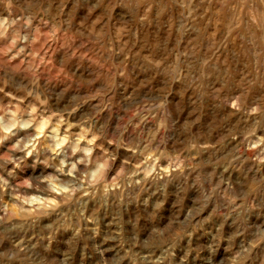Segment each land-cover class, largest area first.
I'll use <instances>...</instances> for the list:
<instances>
[{"label": "rangeland", "instance_id": "obj_1", "mask_svg": "<svg viewBox=\"0 0 264 264\" xmlns=\"http://www.w3.org/2000/svg\"><path fill=\"white\" fill-rule=\"evenodd\" d=\"M109 1L112 2V5H105ZM158 1L159 0H140L141 3L139 2V4L145 11L144 15L135 11L131 12V14L127 12V4L124 3L130 2V0H105V4L103 5L99 4L98 0H63V2L62 0H10V2L9 0H0V17L6 15L5 17L8 16L7 18L11 20L12 17L13 19H19L33 16V24L37 22L36 24L38 25H32L31 30L33 37L30 38H34L33 34H35V43L32 44V48L31 46L26 48V50L29 49V52L27 50L26 53H33V55L18 57L16 60H13L15 63L11 61V65H0V74L2 73L0 75V108L6 110L10 106H17L18 104L19 107L22 105L23 108L20 107V109H23L25 112L32 106H37L38 112L40 115L43 114L42 116L62 114L65 112L74 113L73 118L70 119V124L74 125V127L70 130H72L73 133H78L81 131V125L83 127H92V132L101 137V139L97 141V144L102 145L109 153L116 157L115 161L112 162V171L108 174L109 180L115 176V171L124 165L125 160H131L132 164L136 163L135 153L131 149L135 145H140L142 147L149 139L152 141V147L158 148L166 156L179 157L181 160L185 161V163L190 162V166L185 171L184 177L182 179L170 181L166 186L161 188L160 192H157L158 185L149 183L144 186L143 190L140 188H128L122 195L112 192L105 195L101 189L96 192L95 195L83 197L81 203L72 208V211L76 213V217H73V219L79 227L76 233H73L71 229H67V232L71 233L76 238L70 240L67 246L62 244L57 245L59 247H68L71 249L70 253H65V264H96V261L100 259L99 251L102 246L111 249V251L105 253L106 258L110 257L109 264H129L128 261L122 262L120 256L123 255L124 249L127 248L124 241L133 240L136 237L144 241L145 247L143 252H141L139 247H136L135 251L140 255H146L147 249L154 246L152 239L146 236L151 225L166 227L174 225L178 221H184L187 209L191 207L192 204L189 199L190 190L187 185L197 180L196 171L193 169L208 171L210 170L208 167L210 161L229 157L237 147V140H232L230 134L234 131L243 130L246 125L251 123L245 111L236 112L230 107L231 100L237 96H241L240 98L246 107L253 104L264 105V61H262L264 60V50H262L264 49V37H262L264 36L262 35L264 34V30L257 29L250 24L248 17H245L244 14L247 10L246 6L240 8L238 7V0H227L228 16L224 20H221L220 18L218 19L215 13L217 8H214V0H212L211 4L209 2L211 0H199L200 5H198L201 9L196 5L194 2L195 0H191V3H189L190 5L188 4L189 0H181L182 3L180 0H168L167 4H164L166 0H161L159 1L160 3ZM162 4L165 7L162 6ZM155 7H158V9ZM198 9L200 12H198ZM11 12L14 14H11ZM154 18L158 21V26L156 25V28L153 27L155 26L153 21ZM232 19L236 21L234 22ZM140 20H146L145 22L149 27L148 32H142L141 34L139 30ZM192 20H194V22ZM63 21L65 23H63ZM67 22L68 25H66ZM201 25L203 26L201 27ZM211 26L217 33L212 31L213 29H211ZM37 27L40 29L36 33ZM54 28L56 30L55 37L52 35ZM94 28L96 31H94ZM159 28V35L157 36L156 29L159 30ZM165 29H169V34L167 33L169 37L164 41V35L162 34L161 36V33ZM131 30L133 31L132 33H130ZM221 31H223V33ZM38 33L39 35H37ZM45 33L48 36L43 35ZM92 33L94 34L92 35ZM95 33L99 35L97 36ZM212 33V44H208L207 46L204 39L211 37ZM194 35L196 37H194ZM59 36H63V40H61ZM217 36H219V39ZM243 37L244 39L241 40ZM253 37L254 40H251ZM72 38L74 40H72ZM200 38L201 41H199ZM40 39L46 41L43 40V43ZM55 40H57V42ZM238 40L241 41L239 42ZM78 42L81 43L78 44ZM48 44L50 48L44 49L45 45L47 46ZM64 44H66V49H63ZM82 44H84V46ZM88 44L90 47H86ZM95 44L97 45L95 46ZM199 44L200 48L197 47ZM169 45L171 47H168ZM68 46H71V49ZM117 47L119 49H117ZM244 47L245 54L243 51ZM88 48H90L91 51ZM213 48L215 51H212L214 50ZM57 49L67 51V57L61 59L56 54L54 55L53 52ZM90 54L92 56H90ZM148 54L151 58H149ZM79 55H81V60H85L89 64L92 62V66L96 68L101 67L100 69L102 71H110V75L112 76H110V80L104 81L105 79L102 76L94 78L88 73L87 67L80 63L76 64L70 61V57L80 60ZM215 56L216 58H214ZM244 56L247 58L245 59ZM89 57H95L93 60L95 59L98 62L95 63L96 61H93ZM87 58L89 59L87 60ZM109 58H111L112 61ZM163 58L165 60H163ZM220 58L222 60H220ZM48 59H50V61ZM21 60H23V62ZM24 60H28V62ZM51 60L53 62H51ZM149 60L151 62L154 60L155 63H153L154 61L151 63ZM156 60H158L157 63ZM17 61H21L20 65L16 63ZM218 62L219 66H216L215 64H218ZM96 64L100 65L96 66ZM29 65L31 67H29ZM14 66L15 70L18 69L21 73L16 79L7 73L9 71L8 69H13ZM33 66L35 70H33ZM226 68L228 72L225 71ZM38 70L40 73L44 72V75L39 76L40 73ZM121 70L124 73L121 72ZM177 73H180L179 78H177ZM121 75L122 77L120 78ZM85 76L86 78H84ZM31 77L34 79L32 80ZM40 77L43 81L47 77L45 81L48 80V88L44 86ZM52 78H54V80H52ZM166 79L169 82L166 83ZM176 79L179 81H176ZM225 79H227V81ZM34 81L35 83H33ZM126 81L128 82L126 83ZM244 83L246 85H244ZM102 85L107 86L104 87ZM44 87L45 89H43ZM62 88L64 90H62ZM242 88L244 89L242 90ZM215 89L219 94L215 92ZM8 90L12 94H8L9 92L6 93ZM245 92L246 94H244ZM30 100L33 102H29ZM100 100H102V102H100ZM161 100L166 101V107L159 113L150 114L149 110ZM226 100L227 102H225ZM25 103L27 104L25 105ZM73 109L77 111L75 110L73 112ZM137 112L140 114L133 115V113ZM146 116L148 118L144 119ZM43 139L44 138H41V140ZM237 139L242 140L243 137L239 136ZM109 141H112V144L109 143ZM14 143L15 141H13L12 137L0 143V165L3 167V162H6L4 158L9 155L8 151L5 149L6 147H12ZM193 145H195V147H193ZM37 146V151L33 152L32 156H24V158L18 161L19 164L17 162L19 167L15 164L16 167L14 166V168L11 169V171H14L15 178H13L15 183H20L25 179H31L35 182V180H37L36 178L43 173V175H46L55 171L54 168L57 164V160L53 159L51 155L43 154L45 147L42 143ZM94 154L102 155L103 153L101 154L100 148H97ZM36 155L38 156L39 165L35 166L33 162L35 161ZM79 155L80 154H78V156ZM162 163H164V161H162ZM20 164L22 165L20 166ZM41 166L47 168L46 172L39 173V168ZM2 168H0V170H2ZM125 170H128L127 167ZM220 171H223V169H220ZM145 201H148V203L145 204ZM159 201H167L163 209L157 207ZM79 216H83L85 219H77ZM45 219L48 218L45 217ZM162 221H166V223H162ZM191 231L192 235L183 238L180 243L174 247L172 264H175V257L177 255L185 256L188 260V264H197L212 245L221 249L225 257H231L233 252L241 246V240L244 241L245 247H251V253L247 257L245 264H261V261H264V240L257 242L254 235L251 233L247 234L246 239L243 237L236 239L234 245L229 247L226 238L227 228L225 229V235L219 237V240H213L209 235V233L214 234L218 231L216 221L195 225ZM64 233L65 229H60L58 235L61 239ZM189 241H191L190 244L188 243ZM85 249H87V251H85ZM117 253L120 255L118 256ZM156 255L159 256L160 252L157 251ZM131 264H137V262L133 261ZM164 264H169V262L165 260Z\"/></svg>", "mask_w": 264, "mask_h": 264}, {"label": "clouds", "instance_id": "obj_2", "mask_svg": "<svg viewBox=\"0 0 264 264\" xmlns=\"http://www.w3.org/2000/svg\"><path fill=\"white\" fill-rule=\"evenodd\" d=\"M98 3L103 4L104 0H98ZM245 6L247 10L244 14L250 24L264 30V0H238V7ZM33 19V16L11 20L0 17V65L10 64L21 56L33 55L26 53V48L35 43V38H30ZM55 34L54 28L52 35ZM179 77L180 73H177ZM165 106V101L161 100L149 113H159ZM230 107L236 112L245 111L251 121L243 130L230 134L232 140H237L236 149L229 157L210 161L208 171L193 169L197 180L187 185L192 204L184 221L166 227L151 225L146 236L152 239L154 246L147 249L146 255L135 251L136 247L144 251L145 243L139 237L124 241L127 248L120 256L122 262L164 264L167 260L172 264L174 247L183 238L192 235L191 229L195 225L204 222H217L218 231L209 233L213 240L224 236L227 228L229 247L236 239H246L249 233L257 242L264 240V105L246 107L237 96L231 100ZM0 113V143L15 136L17 130L33 129V134L27 139L16 140L12 151L30 157L37 151V144L42 143L57 160L55 171L42 174L35 182L25 179L14 183L9 179L14 176V171L7 172L9 178L0 172V264H65V253H70L71 249L57 245L67 246L70 240L76 238L67 229L76 233L79 225L73 219L76 213L72 208L81 203L83 197L95 195L101 189L105 195L109 192L122 195L128 188L143 190L149 183L158 185L157 192H160L170 181L182 179L190 166V162L168 157L158 148H153L149 139L142 147L135 145L131 149L136 163L125 160L109 180L108 174L116 157L97 144L101 137L93 133L91 127L81 126V131L73 137L68 130L74 125L68 124L61 135L60 127L67 123L63 117L53 124L55 114L41 116L36 106L27 111V119L23 118L25 111L19 106H10L7 110L0 108ZM239 136L243 139L238 140ZM97 148L102 155L94 156ZM4 159L19 166L10 155ZM166 202L159 201L157 207L163 209ZM60 229H65L62 239L58 235ZM108 251L111 249L102 246L96 264H109L110 257H105ZM250 253L251 247H245L243 240L231 257H225L221 249L212 245L197 264H245ZM175 264H188V260L183 255H177Z\"/></svg>", "mask_w": 264, "mask_h": 264}, {"label": "bare ground", "instance_id": "obj_3", "mask_svg": "<svg viewBox=\"0 0 264 264\" xmlns=\"http://www.w3.org/2000/svg\"><path fill=\"white\" fill-rule=\"evenodd\" d=\"M105 1V0H104ZM113 1V0H112ZM126 1V0H125ZM159 1H161V0H159ZM158 1V2H159ZM163 1V0H162ZM207 1V0H206ZM215 2H214V8L216 9L217 8V10H216V15H217V17H218V19L220 18L221 20L223 19H225L227 16H228V9H227V0H223V2H222V0H214ZM124 2V1H123ZM139 2H140V0H130V2H125L124 4H127V12L129 13V14H131V12H133V11H135V12H139V13H141V14H144V9L140 6V4H139ZM152 2V1H151ZM167 2H168V0H166V3H165V1H164V4H167ZM173 2V1H172ZM180 2H181V0H180ZM179 2V3H180ZM188 2V1H187ZM195 3H196V5H198L199 4V0H195L194 1ZM202 2V1H201ZM204 2V1H203ZM210 2V4L212 3V0L211 1H209ZM234 2V1H233ZM238 2V1H237ZM122 3V2H121ZM141 3V2H140ZM147 3H148V1H147ZM160 3V2H159ZM182 3V2H181ZM205 3V2H204ZM236 3V2H235ZM103 4H105V3H103ZM102 4V5H103ZM146 4V3H145ZM144 4V5H145ZM151 4V3H150ZM152 4H153V2H152ZM188 4H189V2H188ZM206 4V3H205ZM105 5H107V6H111L112 5V2H108L107 4H105ZM119 5V4H118ZM185 5V4H184ZM187 5V4H186ZM190 5V4H189ZM192 5V4H191ZM200 5V4H199ZM199 5H198V7H199ZM202 5V4H201ZM234 5V4H233ZM86 6H87V4H86ZM143 6V5H142ZM145 6H147V5H145ZM162 6H164L163 4H162ZM161 6V7H162ZM232 6V5H231ZM124 7H126V6H124ZM165 7V6H164ZM172 7V6H171ZM192 7V6H191ZM194 7V6H193ZM203 7V6H202ZM229 7V6H228ZM232 7H234V6H232ZM112 8V7H111ZM154 8V7H153ZM155 8H157L158 9V7H155ZM175 8V7H174ZM189 8H190V6H189ZM196 8V7H195ZM200 8V7H199ZM206 8V7H205ZM107 9V8H106ZM126 9V8H125ZM147 9H149V8H147ZM160 9V8H159ZM164 9H166V8H164ZM176 9V8H175ZM191 9H193V8H191ZM201 9V8H200ZM11 10V9H10ZM12 10H14V9H12ZM78 10V9H77ZM111 10V9H110ZM122 10V9H121ZM154 10V9H153ZM162 10V9H161ZM170 10H172V9H170ZM199 10V9H198ZM232 10V9H231ZM230 10V11H231ZM234 10V9H233ZM239 10V9H238ZM80 11V10H79ZM119 11H120V9H119ZM169 11V10H168ZM180 11V10H179ZM192 11V10H191ZM196 11H197V8H196ZM229 11V12H230ZM236 11V10H235ZM77 12V11H76ZM82 12H83V10H82ZM111 12H112V10H111ZM114 12V11H113ZM116 12H118V11H116ZM121 12V11H120ZM120 12H118V13H120ZM160 12V11H159ZM172 12V11H171ZM198 12H200V10L198 11ZM202 12V11H201ZM241 12V11H240ZM1 13V12H0ZM7 13V12H6ZM177 13H179V12H177ZM206 13H207V11H206ZM11 14H14L13 12H11ZM87 14V13H86ZM138 14V13H137ZM147 14H148V12H147ZM164 14V13H163ZM172 14V13H171ZM181 14V13H180ZM192 14V13H191ZM202 14V13H201ZM230 14V13H229ZM242 14V13H241ZM5 15V14H4ZM59 15V14H58ZM78 15V14H77ZM123 15H125V14H123ZM145 15V14H144ZM167 15V14H166ZM209 15V14H208ZM235 15V14H234ZM244 15V14H243ZM2 16H3V14H2ZM6 16V15H5ZM4 16V17H5ZM75 16V15H74ZM91 16V15H90ZM104 16V15H103ZM120 16V15H119ZM161 16V15H160ZM172 16V15H171ZM187 16V15H186ZM190 16V15H189ZM195 16H196V14H195ZM200 16H202V15H200ZM210 16V15H209ZM208 16V17H209ZM213 16V15H212ZM8 17V16H7ZM57 17V16H56ZM123 17V16H122ZM126 17V16H125ZM158 17V16H157ZM191 17V16H190ZM199 17V16H198ZM211 17V16H210ZM245 17H246V15H245ZM10 18H11V16H10ZM38 18V17H37ZM134 18V17H133ZM159 18H161V17H159ZM179 18V17H178ZM214 18H215V16H214ZM244 18V17H243ZM12 19H13V17H12ZM60 19H62V18H60ZM70 19V18H69ZM177 19V18H176ZM193 19V18H192ZM196 19V18H195ZM206 19V18H205ZM217 19V18H216ZM64 20V19H63ZM83 20V19H82ZM123 20V19H122ZM125 20V19H124ZM167 20V19H166ZM173 20V19H172ZM214 20V19H213ZM231 20V19H230ZM62 21V20H61ZM65 21H67V20H65ZM141 21V20H140ZM146 20H143V21H141L140 22V26H139V30L141 31V34H142V32H148L149 31V27H148V25L146 24V22H145ZM153 21H154V25L155 26H153V27H157L158 26V21H157V19L156 18H154L153 19ZM165 21V20H164ZM193 22H194V20H192ZM191 21V22H192ZM208 21H210V20H208ZM228 21V20H227ZM232 21H234V19H232ZM236 21V20H235ZM234 21V22H235ZM244 21V20H243ZM72 22V21H71ZM70 22V23H71ZM166 22V21H165ZM169 22H171V21H169ZM176 22V21H175ZM199 22V21H198ZM226 22V21H225ZM37 22H35V24H36ZM63 23H65L64 21H63ZM102 23V22H101ZM112 23V22H111ZM118 23V22H117ZM124 23V22H123ZM148 23V22H147ZM152 23V22H151ZM197 23V22H196ZM195 23V24H196ZM204 23V22H203ZM216 23V22H215ZM229 23V22H228ZM35 24H32L33 26H35ZM73 24V23H72ZM167 24V23H166ZM193 24V23H192ZM214 24V23H213ZM37 25V24H36ZM40 25V24H39ZM66 25H68V22H67V24ZM90 25V24H89ZM93 25V24H92ZM95 25V24H94ZM117 25H119V24H117ZM122 25V24H121ZM121 25H120V27H121ZM134 25V24H133ZM157 25V26H156ZM168 25V24H167ZM173 25V24H172ZM200 25V24H199ZM38 26V25H37ZM40 26H42V25H40ZM77 26V25H76ZM91 26V25H90ZM124 26V25H123ZM192 26V25H191ZM195 26V25H194ZM203 25H201V27H202ZM204 26H207V25H204ZM209 26V25H208ZM237 26V25H236ZM235 26V27H236ZM242 26V25H241ZM95 27V26H94ZM165 27V26H164ZM188 27V26H187ZM186 27V28H187ZM197 27V26H196ZM196 27H195V29H196ZM200 27V26H199ZM238 27V26H237ZM35 28V27H34ZM96 28V27H95ZM94 28V29H95ZM134 28V27H133ZM168 28H169V26H168ZM193 28V27H192ZM204 28V27H203ZM202 28V29H203ZM210 28V27H209ZM228 28V27H227ZM247 28V27H246ZM40 29V28H39ZM39 29H38V27H37V30L39 31ZM102 29V28H101ZM117 29V28H116ZM123 29V28H122ZM152 29V28H151ZM162 29V28H161ZM170 29V28H169ZM169 29H165L162 33H161V36H162V34L164 35V41L166 40V39H168V37H169V33H168V30ZM188 29V28H187ZM187 29H186V31H187ZM199 29V28H198ZM207 29V28H206ZM211 29H213L212 31H214V32H216L215 30H214V28H212V26H211ZM217 29V28H216ZM231 29H232V27H231ZM234 29V28H233ZM32 30V29H31ZM36 30V29H35ZM35 30H34V32H35ZM36 30V33L38 32ZM129 30V29H128ZM210 30V29H209ZM244 30V29H243ZM243 30H241V31H243ZM246 30V29H245ZM44 31V30H43ZM45 31H46V29H45ZM90 31V30H89ZM94 31H96V29L94 30ZM121 31V30H120ZM125 31V30H124ZM159 31H160V28H159V30L158 29H156V35L158 36L159 34ZM175 31V30H174ZM178 31V30H177ZM199 31H201V30H199ZM232 31V30H231ZM253 31V30H252ZM260 31V30H259ZM47 32V31H46ZM51 32V31H50ZM50 32H48V33H50ZM90 32H92V31H90ZM123 32V31H122ZM128 32V31H127ZM133 31L131 30V32L130 33H132ZM204 32H205V29H204ZM209 32V31H208ZM222 33H223V31H221ZM237 32V31H236ZM235 32V33H236ZM40 33V32H39ZM39 33L37 34V35H39ZM168 33V34H167ZM174 33V32H173ZM187 33V32H186ZM217 33V32H216ZM220 33V32H219ZM89 34V33H88ZM94 33H92V35H93ZM96 34V33H95ZM119 34V33H118ZM146 34V33H145ZM191 34V33H190ZM193 34V33H192ZM230 34H232V33H230ZM256 34V33H255ZM34 35V38H35V34H33ZM43 35H46V33L45 34H43ZM84 35V34H83ZM205 35V34H204ZM253 35H254V33H253ZM261 35V34H260ZM262 35H264V34H262ZM46 36H48V35H46ZM46 36H44V37H46ZM51 36V35H50ZM118 36V35H117ZM186 36V35H185ZM189 36V35H188ZM207 36H209V35H207ZM233 36V35H232ZM231 36V37H232ZM252 36V35H251ZM33 37V36H32ZM53 37V36H52ZM55 37V36H54ZM60 37V39L61 40H63L62 39V37L63 36H59ZM88 37H90V36H88ZM194 37H196L195 35H194ZM214 37H215V35H214ZM218 37V39H219V36H217ZM216 37V38H217ZM262 37H264V36H262ZM50 38V37H49ZM65 38V37H64ZM79 38V37H78ZM77 38V39H78ZM121 38V37H120ZM128 38V37H127ZM188 38V37H187ZM191 38V37H190ZM203 38V37H202ZM256 38V37H255ZM36 39V38H35ZM66 39V38H65ZM118 39V38H117ZM122 39V38H121ZM120 39V40H121ZM136 39V38H135ZM144 39V38H143ZM159 39V38H158ZM176 39H177V37H176ZM189 39V38H188ZM192 39V38H191ZM212 39H213V33H212V35H211V37H207V38H205L204 40H205V44L208 46V44H212L211 42H212ZM217 39V40H218ZM237 39V38H236ZM242 39H244V37L243 38H241V40ZM37 40H39V39H37ZM41 40V39H40ZM44 40V39H43ZM41 40L43 43H44V41H46V40ZM47 40H49V39H47ZM71 40V39H70ZM72 40H74L73 38H72ZM129 40V39H128ZM139 40V39H138ZM179 40V39H178ZM203 40V39H202ZM226 40V39H225ZM240 40V41H241ZM251 40H254V37L251 39ZM56 42H57V40H55ZM133 41V40H132ZM140 41V40H139ZM152 41H153V39H152ZM151 41V42H152ZM185 41V40H184ZM199 41H201V38H200V40ZM229 41V40H228ZM239 41V40H238ZM239 41V42H240ZM54 42V41H53ZM67 42H69V41H67ZM71 42V41H70ZM121 42V41H120ZM130 42V41H129ZM128 42V43H129ZM179 42V41H178ZM204 42V41H203ZM214 42V41H213ZM236 42V41H235ZM234 42V43H235ZM238 42V43H239ZM247 42H248V40H247ZM262 42V41H261ZM79 43H81V42H78V44ZM102 43V42H101ZM117 43L119 44V42L117 41ZM127 43V44H128ZM153 43H155V42H153ZM157 43V42H156ZM160 43V42H159ZM169 43V42H168ZM198 43V42H197ZM257 43V42H256ZM256 43H255V45H256ZM37 44V43H36ZM47 44V43H46ZM50 44V43H49ZM45 45V48L44 49H49L50 48V45ZM123 44V43H122ZM125 44V43H124ZM126 44V45H127ZM167 44V43H166ZM229 44V43H228ZM236 44V43H235ZM246 44V43H245ZM60 45V44H59ZM66 44H64V48L63 49H66L65 46ZM72 45V44H71ZM74 45H76V44H74ZM83 46H84V44H82ZM97 44H95V46H96ZM156 45V44H155ZM158 45V44H157ZM219 45V44H218ZM240 45V44H239ZM241 45H242V43H241ZM254 45V44H253ZM252 45V46H253ZM261 45V44H260ZM259 45V46H260ZM52 46V45H51ZM83 46H81V47H83ZM103 46V45H102ZM161 46V45H160ZM163 46V45H162ZM179 46V45H178ZM178 46H177V48H178ZM211 46V45H210ZM229 46V45H228ZM248 46V45H247ZM37 47V46H36ZM40 47V46H39ZM69 47V46H68ZM71 47V46H70ZM69 47V48H70ZM74 47V46H73ZM72 47V48H73ZM86 47H90L89 46V44H88V46H86ZM86 47H85V49H86ZM93 47V46H92ZM105 47V46H104ZM125 47V46H124ZM168 47H171L170 45L168 46ZM167 47V48H168ZM174 47H175V45H174ZM198 48H200V44H199V46H197ZM211 47H213V46H211ZM233 47V46H232ZM232 47H231V49H232ZM238 47V46H237ZM249 47V46H248ZM257 47V46H256ZM31 48H32V45H31ZM55 48V47H54ZM74 48H76V47H74ZM80 48V47H79ZM97 48V47H96ZM106 48V47H105ZM121 48V47H120ZM129 48V47H128ZM163 48V47H162ZM196 48V47H195ZM208 48V47H207ZM215 48V47H214ZM213 48V49H214ZM233 48H236V47H233ZM239 48H240V46H239ZM255 48V47H254ZM71 49V48H70ZM81 49V48H80ZM89 50H90V48H88ZM117 49H119L118 47H117ZM129 49H131V48H129ZM164 49V48H163ZM170 49V48H169ZM185 49V48H184ZM197 49V48H196ZM249 49H252V48H249ZM259 49V48H258ZM28 50V52H29V49H27ZM26 50V51H27ZM69 50V49H68ZM89 50H88V52H89ZM104 50V49H103ZM233 50V49H232ZM235 50V49H234ZM245 50V47H244V49H243V51ZM248 50V49H247ZM261 50V49H260ZM262 50H264V49H262ZM91 51V50H90ZM121 51V50H120ZM136 51V50H135ZM207 51H209V50H207ZM212 51H215V49L214 50H212ZM226 51V50H225ZM237 51V50H236ZM243 51H242V53H243ZM249 51V50H248ZM31 52V51H30ZM68 52H70V51H68ZM102 52V51H101ZM161 52V51H160ZM160 52H158V53H160ZM184 52V51H183ZM189 52V51H188ZM199 52H200V50H199ZM205 52V51H204ZM255 52H256V50H255ZM40 53V52H39ZM49 53V52H48ZM54 55L56 54L57 56H59L61 59H63V58H65V57H67V55H68V53H67V51H65V50H54ZM98 53V52H97ZM110 53V52H109ZM109 53H108V55H109ZM121 53V52H120ZM157 53V54H158ZM170 53V52H169ZM207 53V52H206ZM226 53V52H225ZM235 53V52H234ZM241 53V54H242ZM251 53V52H250ZM42 54V53H41ZM52 54V53H51ZM106 54V53H105ZM144 54H146V53H144ZM151 54V53H150ZM154 54V53H153ZM156 54V53H155ZM176 54V53H175ZM213 54V53H212ZM244 54H245V51H244ZM77 55V54H76ZM163 55V54H162ZM167 55V54H166ZM165 55V56H166ZM205 55V54H204ZM216 55V54H215ZM219 55V54H218ZM239 55V54H238ZM254 55V54H253ZM252 55V56H253ZM29 56V55H28ZM80 56L81 55H79V58H80ZM90 56H92L91 54H90ZM110 56V55H109ZM115 56V55H114ZM118 56V55H117ZM120 56V55H119ZM148 56H149V54H148ZM151 56H152V54H151ZM174 56V55H173ZM223 56H225V55H223ZM235 56H236V54H235ZM246 56V55H245ZM245 56H244V58H245ZM255 56H256V54H255ZM84 57V56H83ZM86 57H87V55H86ZM146 57H147V55H146ZM146 57H145V59H146ZM154 57V56H153ZM213 57V56H212ZM227 57V56H226ZM243 57V56H242ZM254 57V56H253ZM260 57V56H259ZM31 58V57H30ZM42 58V57H41ZM46 58V57H45ZM90 58V57H89ZM89 58H87V60L89 59ZM93 58H95V57H91L90 59H92L93 60ZM148 58V57H147ZM149 58H151L150 56H149ZM214 58H216V56L214 57ZM218 58V57H217ZM243 58V59H244ZM247 58V57H246ZM245 58V59H246ZM32 59H33V57H32ZM109 59H111V58H109ZM155 59V58H154ZM156 59H157V57H156ZM230 59V58H229ZM257 59V58H256ZM255 59V60H256ZM30 60V59H29ZM49 61H50V59H48ZM95 60V59H94ZM93 60V61H94ZM124 60V59H123ZM122 60V61H123ZM161 60V59H160ZM163 60H165L164 58H163ZM214 60V59H213ZM212 60V61H213ZM215 60H217V59H215ZM220 60H222L221 58H220ZM225 60V59H224ZM231 60H233V59H231ZM261 60V59H260ZM22 62H23V60H21ZM21 61H17L16 63H19V65H20V63H21ZM25 61V60H24ZM70 61L71 62H75L76 64L77 63H80V64H82L83 66H85V67H87V70H88V73L92 76V77H94V78H96V77H99V76H102L105 80L104 81H109L110 80V71L108 72V71H102L100 68L101 67H99V68H96V67H94V66H92V62L89 64L87 61H85V60H81V58H80V60L79 59H75L74 57H70ZM96 62L95 63H97L98 61L97 60H95ZM100 61V60H99ZM111 61H112V59H111ZM131 61V60H130ZM154 61V60H153ZM152 61V62H153ZM201 61V60H200ZM236 61H238V60H236ZM262 61H264V60H262ZM12 62H14V61H12ZM25 62H28V60L27 61H25ZM30 62H34V61H30ZM38 62V61H37ZM51 62H53L52 60H51ZM66 62V61H65ZM69 62V61H68ZM103 62V61H102ZM149 62H151L150 60H149ZM151 62V63H152ZM158 62V60H156V63ZM162 62V61H161ZM216 62V61H215ZM229 62V61H228ZM228 62H226V63H228ZM257 62V61H256ZM15 63V62H14ZM39 63V62H38ZM112 63V62H111ZM110 63V64H111ZM115 63V62H114ZM113 63V64H114ZM153 63H155V61L153 62ZM224 63V62H223ZM255 63V62H254ZM12 64V63H11ZM11 64H9V65H11ZM23 64V63H22ZM21 64V65H22ZM28 64V63H27ZM32 64H34V63H32ZM79 64V65H80ZM121 64H124V63H121ZM131 64V63H130ZM147 64V63H146ZM209 64V63H208ZM214 64V63H213ZM212 64V65H213ZM222 64V63H221ZM235 64H237V63H235ZM234 64V65H235ZM18 65V66H19ZM35 65V64H34ZM38 65V64H37ZM78 65V66H79ZM94 65V64H93ZM100 65V64H99ZM98 64H96V66H99ZM134 65V64H133ZM155 65V64H154ZM211 65V66H212ZM216 66H219V62H218V64H215ZM8 66V65H7ZM13 66V65H12ZM27 66V65H26ZM25 66V67H26ZM54 66H56V65H54ZM82 66V67H83ZM102 66V65H101ZM107 66V65H106ZM112 66V65H111ZM130 66V65H129ZM153 66V65H152ZM157 66H159V65H157ZM236 66V65H235ZM5 67V66H4ZM11 67V66H10ZM23 67V66H22ZM29 67H31L30 65H29ZM57 67V66H56ZM69 67V66H68ZM72 67V66H71ZM102 67H104V66H102ZM109 67V66H108ZM107 67V68H108ZM121 67V66H120ZM138 67V66H137ZM149 67V66H148ZM154 67H156V66H154ZM232 67V66H231ZM234 67V66H233ZM28 68V67H27ZM26 68V69H27ZM77 68V67H76ZM80 68V67H79ZM111 68V67H110ZM162 68V67H161ZM166 68V67H165ZM236 68V67H235ZM38 69V68H37ZM51 69V68H50ZM60 69V68H59ZM71 69V68H70ZM82 69H84V68H82ZM154 69H156V68H154ZM158 69V68H157ZM164 69V68H163ZM202 69V68H201ZM223 69V68H222ZM240 69H242V68H240ZM9 71L7 72V73H9L10 74V76L11 77H14L15 79L18 77V76H20V71L18 70V69H16L15 70V66H14V68L13 69H8ZM21 70V69H20ZM25 70V69H24ZM33 70H35L34 69V66H33ZM58 70V69H57ZM62 70V69H61ZM74 70V69H73ZM132 70V69H131ZM162 70V69H161ZM3 71V70H2ZM45 71V70H44ZM85 71V70H84ZM119 71V70H118ZM125 71V70H124ZM156 71V70H155ZM154 71V72H155ZM168 71V70H167ZM219 71V70H218ZM225 71L226 72H228V70H227V68L225 69ZM230 71V70H229ZM243 71V70H242ZM241 71V72H242ZM29 72V71H28ZM38 72H39V70H38ZM50 72V71H49ZM81 72V71H80ZM120 72V71H119ZM121 72H123L122 70H121ZM162 72V71H161ZM25 73V72H24ZM40 73V72H39ZM44 73V72H43ZM43 73H40V75L39 76H41V75H44ZM47 73V72H46ZM78 73H79V71H78ZM81 73H83V72H81ZM124 73V72H123ZM127 73V72H126ZM156 73V72H155ZM164 73H165V71H164ZM232 73V72H231ZM236 73V72H235ZM243 73H244V71H243ZM2 74V73H1ZM0 74V75H1ZM4 74V73H3ZM9 74H7V75H9ZM27 74V73H26ZM29 74H30V72H29ZM33 74H34V71H33ZM114 74V73H113ZM112 74V75H113ZM133 74V73H132ZM157 74V73H156ZM161 74V73H160ZM25 75V74H24ZM52 75V74H51ZM58 75V74H57ZM77 75V74H76ZM86 75V74H85ZM118 75H119V73H118ZM126 75V74H125ZM164 75H166V74H164ZM238 75V74H237ZM246 75V74H245ZM244 75V76H245ZM6 76V75H5ZM22 76V75H21ZM28 76V75H27ZM90 76V77H91ZM128 76V75H127ZM224 76V75H223ZM43 77V76H42ZM48 77V76H47ZM47 77L45 78V80L47 79ZM82 77H83V75H82ZM89 77V78H90ZM91 77V78H92ZM112 77V76H111ZM122 77V75L120 76V78ZM125 77V76H124ZM165 77V76H164ZM221 77V76H220ZM235 77H236V75H235ZM32 78V80L34 79L33 77H31ZM36 78V77H35ZM84 78H86V76L84 77ZM91 78H90V80H91ZM128 78V77H127ZM166 78L168 79V77L166 76ZM229 78V77H228ZM244 78V77H243ZM20 79V78H19ZM27 79V78H26ZM49 79H51V78H49ZM166 79V80H167ZM175 79V78H174ZM238 79V78H237ZM240 79V78H239ZM28 80V79H27ZM38 80V79H37ZM36 80V81H37ZM40 80L42 81V83H44V86L46 87V88H48L49 87V83H48V80L47 81H43L42 80V78L40 77ZM39 80V81H40ZM52 80H54V78H52ZM85 80H87V79H85ZM173 80V79H172ZM226 81H227V79H225ZM233 80H235V79H233ZM21 81V80H20ZM30 81H31V79H30ZM113 81V80H112ZM111 81V82H112ZM176 81H179L178 79H176ZM240 81H241V79H240ZM244 81V80H243ZM55 82V81H54ZM80 82V81H79ZM83 82V81H82ZM87 82V81H86ZM91 82V81H90ZM110 82V83H111ZM120 82H122V81H120ZM128 81H126V83H127ZM166 83L167 82H169L168 80L167 81H165ZM231 82V81H230ZM33 83H35V81L33 82ZM53 83V82H52ZM51 83V84H52ZM71 83V82H70ZM78 83V82H77ZM92 83V82H91ZM226 83V82H225ZM232 83V82H231ZM242 83V82H241ZM79 84V83H78ZM82 84V83H81ZM103 84V83H102ZM109 84V83H108ZM35 85H37V84H35ZM54 85V84H53ZM69 85V84H68ZM97 85V84H96ZM122 85V84H121ZM170 85V84H169ZM176 85H177V83H176ZM229 85V84H228ZM244 85H246L245 83H244ZM2 86V85H1ZM4 86V85H3ZM60 86V85H59ZM102 86H104V85H102ZM105 86H107V85H105ZM104 86V87H105ZM114 86V85H113ZM179 86V85H178ZM233 86V85H232ZM235 86H237V85H235ZM234 86V87H235ZM45 87L43 88V89H45ZM52 87V86H51ZM67 87V86H66ZM70 87V86H69ZM73 87V86H72ZM97 87L99 88V86L97 85ZM109 87V86H108ZM87 88V87H86ZM176 88V87H175ZM215 88V87H214ZM238 88V87H237ZM7 89H9V88H7ZM20 89V88H19ZM66 89V88H65ZM76 89V88H75ZM105 89V88H104ZM217 89V88H216ZM215 89V90H216ZM244 88H242V90H243ZM2 90V89H1ZM26 90V89H25ZM54 90H55V88H54ZM60 90V89H59ZM62 90H64L63 88H62ZM84 90V89H83ZM86 90H88V89H86ZM221 90V89H220ZM250 90V89H249ZM12 91V90H11ZM66 91V90H65ZM79 91V90H78ZM176 91V90H175ZM238 91V90H237ZM241 91V90H240ZM246 91H247V89H246ZM251 91V90H250ZM4 92V91H3ZM7 92H9V90L8 91H6V93ZM15 92V91H14ZM60 92H61V90H60ZM63 92V91H62ZM76 92V91H75ZM80 92V91H79ZM213 92V91H212ZM215 92H217V90L215 91ZM40 93V92H39ZM78 93V92H77ZM218 93V92H217ZM228 93V92H227ZM243 93V92H242ZM8 94H12V93H8ZM19 94V93H18ZM94 94V93H93ZM131 94V93H130ZM214 94V93H213ZM219 94V93H218ZM221 94V93H220ZM223 94V93H222ZM244 94H246V92L244 93ZM14 95V94H13ZM20 95V94H19ZM52 95V94H51ZM83 95V94H82ZM91 95V94H90ZM173 95V94H172ZM17 96V95H16ZM20 96H22V95H20ZM77 96V95H76ZM84 96V95H83ZM231 96V95H230ZM245 96V95H244ZM250 96V95H249ZM85 97H88V96H85ZM217 97V96H216ZM222 97H225V96H222ZM241 97V96H240ZM55 98V97H54ZM53 98V99H54ZM103 98V97H102ZM230 98V97H229ZM29 99V98H28ZM31 99V98H30ZM165 99V98H164ZM170 99V98H169ZM172 99V98H171ZM27 100V99H26ZM25 100V101H26ZM57 100V99H56ZM225 100V99H224ZM32 100H30L29 102H31ZM58 101V100H57ZM90 101V100H89ZM95 101V100H94ZM10 102V101H9ZM16 102V101H15ZM27 102V101H26ZM33 102V101H32ZM50 102V101H49ZM100 102H102V100H100ZM166 102V101H165ZM225 102H227V100L225 101ZM93 103V102H92ZM97 103H98V101H97ZM224 103V102H223ZM222 103V104H223ZM17 104V103H16ZM27 103H25V105H26ZM32 104V103H31ZM35 104V103H34ZM52 104V103H51ZM55 104V103H54ZM67 104V103H66ZM90 104V103H89ZM225 104V103H224ZM20 105V104H19ZM48 105V104H47ZM56 105V104H55ZM88 105V104H87ZM92 105V104H91ZM90 105V106H91ZM17 106H18V104H17ZM71 106V105H70ZM78 106V105H77ZM82 106V105H81ZM101 106V105H100ZM20 107H22V105H20ZM19 107V108H20ZM29 107V106H28ZM37 107V106H36ZM42 107V106H41ZM60 107V106H59ZM76 107V106H75ZM80 107V106H79ZM96 107V106H95ZM166 107V106H165ZM227 107V106H226ZM23 108V107H22ZM25 108V107H24ZM60 108H62V107H60ZM97 108V107H96ZM51 109V108H50ZM52 109H53V106H52ZM51 109V110H52ZM65 109H67V108H65ZM72 109V108H71ZM7 110V109H6ZM40 110V109H39ZM42 110V109H41ZM43 110H44V107H43ZM47 110V109H46ZM63 110V109H62ZM69 110V109H68ZM76 110V109H75ZM50 111V110H49ZM56 111V110H55ZM64 111V110H63ZM77 111V110H76ZM41 112V111H40ZM74 112V111H73ZM167 112V111H166ZM26 113H27V111L25 112V116L23 117L24 119H27V115H26ZM164 113V112H163ZM73 114L74 113H67V112H65V113H62V114H56V115H54L53 117H54V119H53V124H55L57 121H58V118L59 117H63V119L67 122L66 124H64V125H62L61 127H60V134L61 135H63L64 133H65V131H66V129H67V125L68 124H70V119L71 118H73ZM167 114V113H166ZM43 115V114H42ZM41 115V116H42ZM168 115V114H167ZM166 115V116H167ZM47 116V115H46ZM170 116H171V114H170ZM78 118V117H77ZM81 118V117H80ZM79 118V119H80ZM166 118V117H165ZM76 119V118H75ZM74 119V120H75ZM78 120V119H77ZM94 120V119H93ZM106 120V119H105ZM101 122V121H100ZM83 123V122H82ZM109 123V122H108ZM96 124V123H95ZM102 124V123H101ZM82 126V125H81ZM98 126V125H97ZM90 127V126H89ZM92 128V127H91ZM95 128V127H94ZM69 131V134L71 135V136H74V135H76V134H78V133H73V131L72 130H68ZM75 131V130H74ZM33 132H34V130L33 129H28V130H17L16 131V135L15 136H10V137H12L13 138V141H15L16 142V140H18V139H27V137L29 136V135H31V134H33ZM43 138V137H42ZM102 141H103V139H102ZM101 141V142H102ZM4 142V141H3ZM6 142V141H5ZM9 142V141H8ZM13 143V142H12ZM40 143H38L37 145H39ZM112 144V143H111ZM235 144V143H234ZM4 145V144H3ZM128 145V144H127ZM81 146H84V145H81ZM105 146V145H104ZM4 147V146H3ZM38 147V146H37ZM107 147V146H106ZM109 147V146H108ZM5 148V147H4ZM6 151H8V153H9V155L10 156H12L13 157V159L14 160H16V163L19 161V160H21L22 158H24V155H23V153H20V152H13L12 151V147H6V149H5ZM110 150V149H109ZM113 150V149H112ZM44 152H43V154H48V155H51L52 156V153H50L47 149H46V147L44 148V150H43ZM98 151V150H97ZM101 151V150H100ZM111 151V150H110ZM2 153V152H1ZM37 153V152H36ZM6 154H7V152H6ZM98 154V153H97ZM102 154V153H101ZM3 155H5V154H3ZM8 155V154H7ZM8 155V156H9ZM94 156H95V154H94ZM5 157V156H4ZM1 159V158H0ZM29 159V158H28ZM54 159V158H53ZM72 159H75V158H72ZM56 160V159H55ZM1 161V160H0ZM2 161H4V160H2ZM33 161V160H32ZM54 161V160H53ZM24 162V161H23ZM55 162V161H54ZM34 163V165L36 166V165H39V162H38V156L36 155L35 156V161L33 162ZM32 163V164H33ZM3 164H4V167L2 168V170H0V172H3L4 174H5V176H6V178H9V177H7V172H9V171H11V169L12 168H14V166H15V164H13V163H9L7 160H6V162L4 161L3 162ZM18 164H19V162H18ZM22 164H20V166H21ZM33 166V165H32ZM47 166H48V164H47ZM16 167V166H15ZM19 167V166H18ZM51 168V167H50ZM17 169V168H16ZM46 167H44V166H41L40 168H39V173H43V172H46ZM55 169V168H54ZM22 171V170H21ZM50 171V170H49ZM23 172V171H22ZM32 172V171H31ZM16 173H18V172H16ZM52 173H53V171H52ZM30 174V173H29ZM44 174V173H43ZM37 175H39V174H37ZM41 175V174H40ZM47 175V174H46ZM16 176V175H15ZM14 177V176H13ZM13 177H11V178H9L10 179V181L11 182H14L15 183V180H14V178ZM17 177V176H16ZM38 177V176H37ZM40 177V176H39ZM18 178V177H17ZM35 178H36V176H35ZM37 179V178H36ZM36 181V180H35ZM88 199V198H87ZM92 203V202H91ZM100 205V204H99ZM99 209V208H98ZM112 236V235H111Z\"/></svg>", "mask_w": 264, "mask_h": 264}]
</instances>
